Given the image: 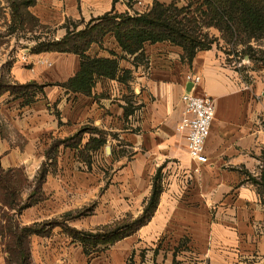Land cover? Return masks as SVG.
<instances>
[{
	"label": "crops",
	"instance_id": "1",
	"mask_svg": "<svg viewBox=\"0 0 264 264\" xmlns=\"http://www.w3.org/2000/svg\"><path fill=\"white\" fill-rule=\"evenodd\" d=\"M137 1L35 0L27 10L59 40L105 14L138 13ZM11 23L9 5L0 0V80L45 85L28 96H0V165L27 177L23 200L42 164L47 168L42 199L15 215L20 226L55 222L29 238L31 264L35 238L41 243L60 234L53 239L76 246L66 227L95 232L141 216L155 181L160 193L150 219L106 250L137 237L158 252L150 264H264V65L221 44L198 50L191 62L167 41L128 55L108 32L86 55L117 60L116 77H97L84 94L63 85L79 72V55L30 51L9 31ZM184 93L215 100L197 159L177 131ZM97 141L103 145L87 148ZM6 242L0 234V264H7Z\"/></svg>",
	"mask_w": 264,
	"mask_h": 264
},
{
	"label": "trees",
	"instance_id": "2",
	"mask_svg": "<svg viewBox=\"0 0 264 264\" xmlns=\"http://www.w3.org/2000/svg\"><path fill=\"white\" fill-rule=\"evenodd\" d=\"M181 1L172 0L166 5L154 0L151 9L140 14H105L98 18L100 22L93 26H90V22L82 30L68 31L59 40L37 43L33 52L55 51L79 55L81 57L79 72L63 85L73 92L84 94H90L97 77H116L117 60L90 58L86 55L90 45L100 41L108 32L114 34L128 55H140L145 43L167 41L182 47L185 58L191 62L198 50L211 48V43L206 42L193 30L201 23L203 27L218 28L226 33L228 40L240 43L244 47L242 54L247 55L251 61H264V48L259 47L256 50L251 45L253 40H264V0H200L193 11L190 9L191 2L187 6H180ZM34 2L35 0H22L18 3L10 0L12 18L10 32L14 31L16 24L24 23L20 10L27 9ZM44 87L45 85L33 82L11 85L0 80V96L6 92L15 96L18 94L28 96L32 91H42ZM97 142L98 145L91 142L87 148L97 149L103 145V141ZM46 173L47 168L42 164L31 193L23 200L21 191L31 186L27 177L23 175L21 169L4 170L0 165V209H5L1 213L5 224L0 226V234L7 240L5 247L8 252L7 264H31L29 238L34 234L46 233V227L55 223L43 222L20 226L14 218L42 199V184ZM159 193L160 187L155 181L152 195L142 215L133 221L124 219L95 232L77 231L69 227L64 230L71 237L79 239L85 251L99 249L102 252L117 241L130 236L150 219L158 204Z\"/></svg>",
	"mask_w": 264,
	"mask_h": 264
},
{
	"label": "rangeland",
	"instance_id": "3",
	"mask_svg": "<svg viewBox=\"0 0 264 264\" xmlns=\"http://www.w3.org/2000/svg\"><path fill=\"white\" fill-rule=\"evenodd\" d=\"M4 1L8 3L11 12L10 0ZM21 1L14 0V2L18 3ZM190 2L192 3L190 9L193 11L200 0H182L179 5L187 6ZM20 13L23 14L24 23L22 25L21 22L16 24L14 31L11 33L21 42V45L27 46L30 51H33L39 42L46 43L53 39L57 40L52 36L53 29L40 24L30 15L27 9H21ZM193 30L196 34L201 35L206 42H210L211 45L219 46L221 44V48H225V50L235 51L239 49L241 53L243 51L244 47L240 43L235 40H228L226 33L216 27H203L201 23H198ZM251 44L256 50L259 47L264 48V40H253ZM251 63L258 66L264 65V61H251ZM58 235L53 234L52 238H44L41 243L38 238L34 239L31 245V252L36 259L33 264H38L39 260H41L42 264H150L153 255L154 257L158 255V252L153 253L152 247L148 248L137 237L125 239L110 249L100 252L99 249L85 251L79 239L75 240L79 242L76 246H71L70 242L66 243L65 241L64 243V240L61 241L60 237L53 239V236ZM160 255H164V258H166L165 254L162 253Z\"/></svg>",
	"mask_w": 264,
	"mask_h": 264
},
{
	"label": "built area",
	"instance_id": "4",
	"mask_svg": "<svg viewBox=\"0 0 264 264\" xmlns=\"http://www.w3.org/2000/svg\"><path fill=\"white\" fill-rule=\"evenodd\" d=\"M138 12L144 13L151 9L150 4H143ZM21 59L27 62V57L23 55ZM40 63L50 64L47 60H40ZM194 83L200 81V77H190ZM183 104L181 119L177 125V131L184 133L188 154L191 158H200L204 152L205 143L211 132V125L215 116V100L209 95H196L194 93H184L181 96Z\"/></svg>",
	"mask_w": 264,
	"mask_h": 264
},
{
	"label": "water",
	"instance_id": "5",
	"mask_svg": "<svg viewBox=\"0 0 264 264\" xmlns=\"http://www.w3.org/2000/svg\"><path fill=\"white\" fill-rule=\"evenodd\" d=\"M106 150H107V152L109 153V152H110V147H107Z\"/></svg>",
	"mask_w": 264,
	"mask_h": 264
}]
</instances>
